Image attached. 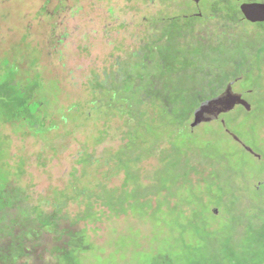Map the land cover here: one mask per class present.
Instances as JSON below:
<instances>
[{
  "label": "rangeland",
  "instance_id": "374dc122",
  "mask_svg": "<svg viewBox=\"0 0 264 264\" xmlns=\"http://www.w3.org/2000/svg\"><path fill=\"white\" fill-rule=\"evenodd\" d=\"M48 1L0 0V264H264V65L232 86L251 112L220 117L262 159L188 105L134 135Z\"/></svg>",
  "mask_w": 264,
  "mask_h": 264
},
{
  "label": "flooded vegetation",
  "instance_id": "af4514ba",
  "mask_svg": "<svg viewBox=\"0 0 264 264\" xmlns=\"http://www.w3.org/2000/svg\"><path fill=\"white\" fill-rule=\"evenodd\" d=\"M45 5L56 26V44L66 34L78 36L79 26L85 27L80 36L84 55L91 40L98 43V66L95 63L87 68L92 69L88 73L96 75L101 88L176 90L195 75L197 90L218 91L210 98L229 82L233 81V86L264 65L258 55L262 42L253 27L264 22V8L261 13L252 10L253 5L264 7V0H49ZM109 29L112 32H107ZM112 47L118 49L113 52ZM215 52L222 59L221 67L208 61ZM231 55L237 58L231 60ZM252 90L233 89L244 99ZM207 98L197 99L194 108ZM222 127L230 136L226 124ZM231 139L244 149L241 142ZM249 154L262 159L257 153ZM262 183L264 176L254 188L259 189ZM261 209L264 212V203ZM212 214L218 215V207L212 208Z\"/></svg>",
  "mask_w": 264,
  "mask_h": 264
},
{
  "label": "trees",
  "instance_id": "16d2710c",
  "mask_svg": "<svg viewBox=\"0 0 264 264\" xmlns=\"http://www.w3.org/2000/svg\"><path fill=\"white\" fill-rule=\"evenodd\" d=\"M217 50L218 49L216 48V51ZM236 58L237 57L234 55H231L230 57L231 60H235ZM221 60L222 59H219L217 52H215L214 56L210 57L208 61L213 66L221 67ZM223 60H225V58ZM195 80L196 76L192 75L190 79L187 80V84L181 85L178 89L160 92H152L149 90L140 91L135 89L119 90L110 89L109 87H103V91L107 93L111 90L116 95L118 99V105L116 108L119 107L122 111L121 118L129 124L130 128H133L135 135V132L137 133V129H140V131L143 132L140 128V124L143 119L148 120L149 124H151L154 122V116L156 117V114H158L159 117H166L168 115L174 117V112L186 105H188L187 108L189 107V114L195 107L197 99H204L218 92L213 89L197 90L196 87H194V84L196 83ZM131 90L135 93L133 97ZM165 100L170 105L171 109L166 108L168 105L165 106ZM127 102H132V104L129 106L126 104ZM131 106L132 110L130 109ZM123 108H125L126 114L124 113ZM251 110L244 111L246 113H250ZM174 119H176V116Z\"/></svg>",
  "mask_w": 264,
  "mask_h": 264
},
{
  "label": "water",
  "instance_id": "95a60500",
  "mask_svg": "<svg viewBox=\"0 0 264 264\" xmlns=\"http://www.w3.org/2000/svg\"><path fill=\"white\" fill-rule=\"evenodd\" d=\"M252 8L253 11L261 13L264 7H261V5H253ZM232 83L233 81L229 82L219 94L201 101L199 105L193 109L189 128L193 129L203 123L216 121L219 119L220 115L232 111L237 105H241L246 111L251 110V104L242 97V94L233 91ZM220 123L223 126L225 125V121L222 118H220ZM227 132L230 133V136L234 140L241 142L234 133L228 130ZM241 144L245 151L255 153L250 147L243 143Z\"/></svg>",
  "mask_w": 264,
  "mask_h": 264
}]
</instances>
